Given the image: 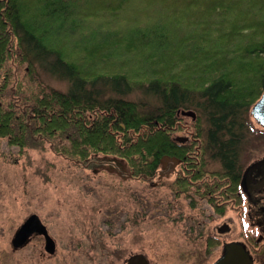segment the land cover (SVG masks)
Returning <instances> with one entry per match:
<instances>
[{
    "label": "trees",
    "instance_id": "1",
    "mask_svg": "<svg viewBox=\"0 0 264 264\" xmlns=\"http://www.w3.org/2000/svg\"><path fill=\"white\" fill-rule=\"evenodd\" d=\"M263 88L264 0H0V139L20 154L212 196L237 187Z\"/></svg>",
    "mask_w": 264,
    "mask_h": 264
},
{
    "label": "rangeland",
    "instance_id": "2",
    "mask_svg": "<svg viewBox=\"0 0 264 264\" xmlns=\"http://www.w3.org/2000/svg\"><path fill=\"white\" fill-rule=\"evenodd\" d=\"M260 140L249 139L250 148L260 144L254 156L264 153ZM26 152L20 154L0 139L2 264H19L10 239L30 214L55 238L58 252L53 263L40 243L32 241L24 264H114L140 253L149 264H212L219 247L208 251L207 236L224 241L238 237L240 222L234 213L214 217L203 201L175 195L168 187L173 173L160 172L154 182H144L130 178L127 170L84 169L47 146ZM225 220H230V233L218 234L215 228Z\"/></svg>",
    "mask_w": 264,
    "mask_h": 264
},
{
    "label": "flooded vegetation",
    "instance_id": "3",
    "mask_svg": "<svg viewBox=\"0 0 264 264\" xmlns=\"http://www.w3.org/2000/svg\"><path fill=\"white\" fill-rule=\"evenodd\" d=\"M250 119L249 120L251 122L252 129L254 130V132L250 135V138L245 135V138L242 140L241 143V148L238 151V164L236 166L238 168L237 187L233 189L234 181L230 178L224 177L223 179L216 180L215 176L214 180L209 181L210 184H214L212 182L216 181L218 185V189L217 185L214 186V193L212 194V196H210L209 193L208 195H206L207 197L201 196V192H203V190H201L200 193L198 192L193 196L192 202L194 203V199H197L196 201H203L209 207L212 216L214 217L216 216L219 218H224L225 216L226 218L227 212L234 213L235 219L240 222L239 230L236 233V237L238 236L237 238L233 239V237L231 236L229 241H224L216 237L207 236V241L208 239H212L213 241L218 242V244L216 245V247H219V254L217 258L220 256L222 246L225 243L239 242L249 253L252 260V264H264V153L254 156V153H258L260 150L258 146L260 145L259 143L256 145V147L253 148L247 146L249 144V139L251 140L252 138L256 139L257 141L261 139L260 141L264 143V127L258 125L252 119V117ZM190 154L196 156V158L194 159H198L197 154L199 153H197L196 151H193ZM167 167L168 165H166L165 169ZM218 168H220V165L214 168L213 170ZM165 172L169 173L170 170L166 169V171L162 173ZM170 173H173V175L175 174L174 171ZM182 176L185 177L186 175ZM227 181L229 182L225 183ZM183 196L185 197V194H183ZM228 217L227 219H230ZM25 219L26 218L22 220L18 228L22 225ZM230 220L223 221L218 227L215 228V231L218 234L230 233ZM223 228L226 229L225 232H221ZM16 230L14 231L10 239V250H12L13 253H17V261L19 264H24L25 250L28 249V246L32 241H38L43 251L48 254V257L52 259L53 263H55V257L58 252V246L55 238L48 233L47 229V234L54 243V251L51 254L47 253L44 250L45 239L42 235L38 233L31 234L25 241H23L21 245H19L18 247H14L11 242ZM35 250L39 251L40 249L38 248ZM137 255H142L146 259L147 264H149V261L146 256L141 253L130 254L127 257H124L123 259L120 258L114 264H131V262L129 263V260ZM216 259L213 262H215ZM0 264H2L1 255ZM101 264L104 263L101 262Z\"/></svg>",
    "mask_w": 264,
    "mask_h": 264
},
{
    "label": "water",
    "instance_id": "4",
    "mask_svg": "<svg viewBox=\"0 0 264 264\" xmlns=\"http://www.w3.org/2000/svg\"><path fill=\"white\" fill-rule=\"evenodd\" d=\"M180 113L181 115L195 118L193 111L181 110ZM249 114L258 125L264 127V88L258 100L251 106ZM225 231V228L221 230V232ZM33 233L42 235L45 239L44 250L49 254L53 253L54 243L36 214H30L26 217L22 225L16 230L11 242L12 245L18 247ZM130 262L131 264H147L146 259L142 255L132 257L129 260ZM212 264H252V260L242 244L239 242H228L222 246L220 256Z\"/></svg>",
    "mask_w": 264,
    "mask_h": 264
}]
</instances>
